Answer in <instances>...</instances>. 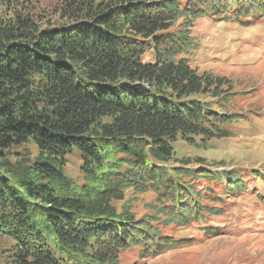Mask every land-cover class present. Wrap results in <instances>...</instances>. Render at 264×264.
<instances>
[{
  "label": "trees",
  "instance_id": "obj_1",
  "mask_svg": "<svg viewBox=\"0 0 264 264\" xmlns=\"http://www.w3.org/2000/svg\"><path fill=\"white\" fill-rule=\"evenodd\" d=\"M18 2L0 0V231L14 263L118 264L132 246L155 256L175 244L161 228L217 212L199 181L244 190V171L178 159L174 143L228 137L241 118L224 112L226 79L189 65L193 22L264 18V0H58L57 22L41 25L5 13ZM29 142L34 157L9 153ZM74 148L81 185L65 172ZM129 190L155 193L151 213L137 217Z\"/></svg>",
  "mask_w": 264,
  "mask_h": 264
},
{
  "label": "rangeland",
  "instance_id": "obj_2",
  "mask_svg": "<svg viewBox=\"0 0 264 264\" xmlns=\"http://www.w3.org/2000/svg\"><path fill=\"white\" fill-rule=\"evenodd\" d=\"M57 2L19 0L17 9L5 13L12 15L19 11L40 25L48 19L57 22ZM14 4L11 2L12 7ZM189 34L195 42L188 54L190 67L200 75L205 72L225 78L227 84L223 87L229 85V92L234 95L225 103L224 112L240 114L241 118L226 126L228 137L205 143L195 138L197 146L178 139L174 143L175 155L178 159L204 158L210 164L221 162L227 169H241L245 188L239 194L227 195L220 185L211 187L209 192L204 180L199 181L196 190L201 189L202 195L206 193L201 205L214 206L218 212L203 216V221L199 219L189 226L169 224L161 228L169 240L175 241L173 246L155 256H141L139 247L132 246L119 252L118 264H264V18L217 20L207 15L193 22ZM152 59L148 52L143 61ZM26 150L31 157L36 155L32 142L12 148L9 153L22 158ZM64 162L67 175L78 185L85 183L78 150L74 148ZM252 173L255 176H249ZM128 198L137 217L151 213L152 205L156 204L152 191L129 190L124 201ZM124 201L113 204L118 208ZM204 225L218 233L204 232L201 228ZM13 245L14 241L0 231V264H16Z\"/></svg>",
  "mask_w": 264,
  "mask_h": 264
}]
</instances>
